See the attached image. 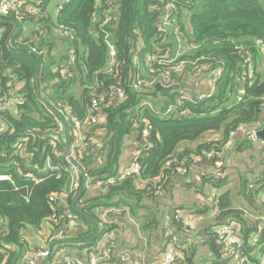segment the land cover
Instances as JSON below:
<instances>
[{
    "label": "trees",
    "instance_id": "trees-1",
    "mask_svg": "<svg viewBox=\"0 0 264 264\" xmlns=\"http://www.w3.org/2000/svg\"><path fill=\"white\" fill-rule=\"evenodd\" d=\"M173 28L191 51L169 62ZM24 41L37 44L38 53ZM0 78V101L15 107L0 110V176L10 178L0 181V264H27L61 231L82 241L98 229L94 241L56 243L70 254L97 255L99 243L120 233L128 216L143 217L147 230H163L162 253L170 245L179 252L174 264H196L201 245L217 256L213 264H227L225 231L258 263L264 167L240 180L235 196L245 209L232 206L222 171L243 146L263 145L264 156V141L249 134L264 130V0H27L9 16L0 11ZM140 80L153 85L138 91ZM183 81L196 88L157 90ZM96 100L104 106L101 122L88 127ZM74 143L77 191L66 162ZM130 145L128 162L141 152L140 174L97 189L118 175ZM178 185L199 195V204L176 205L173 195L159 200ZM53 196L63 200L51 202ZM105 247L114 252V241Z\"/></svg>",
    "mask_w": 264,
    "mask_h": 264
},
{
    "label": "built area",
    "instance_id": "built-area-1",
    "mask_svg": "<svg viewBox=\"0 0 264 264\" xmlns=\"http://www.w3.org/2000/svg\"><path fill=\"white\" fill-rule=\"evenodd\" d=\"M27 0H1L0 3V11L3 16H9L13 12H18L20 7L26 2ZM111 21V18L108 19V22ZM107 39H110V36H107ZM22 46L30 48L32 53H38V45H31L29 41L20 42ZM109 48H110V57L113 58L115 56V49L111 42H108ZM175 51V50H174ZM185 53V52H184ZM183 53V54H184ZM183 54L177 55V53L174 52L173 55L169 56V62L176 61L178 58H180ZM74 52H73V58H74ZM173 57V59H172ZM185 67V63H181L179 67L175 69V72L180 74L182 70ZM1 81V78H0ZM169 83V80L167 81V84ZM152 82H144V81H138L135 83L134 88L138 91H141L143 87L149 88L152 87ZM164 87L168 88L166 85ZM171 87V86H170ZM209 89L212 93H214L216 87L215 85H210ZM120 91H118L119 93ZM242 100V95L238 97V101ZM13 104L12 102L8 101L7 99H3L0 101V110L1 111H9L11 110ZM93 107V113L91 112V115L89 116L87 120V126H96L98 123L101 122V115L100 112L103 110L102 102L96 100L92 103ZM76 129L82 130L83 125L80 121H75ZM61 129V126H60ZM253 140H258L257 137V131L249 132ZM148 135V132H145V136ZM77 139L80 142V140L83 139L81 134H77ZM60 141V138L58 136L54 137V142ZM78 148V143H74L70 146V154L67 157V164L72 167V188L73 190L77 191L79 188V178H80V171L76 165H73V159L76 154V150ZM141 155V152H137L135 154V159L133 161L128 162V164L121 168V170L118 172V175L116 177H112L107 179L104 182L97 183V189H106L109 186H112L116 184L118 181H123L125 179H128L133 176H137L140 174L142 168L139 164V156ZM53 171L55 173L58 172V169L54 168ZM10 178L7 176H0V181L9 180ZM33 180H38L37 177H33ZM55 200L62 201V198H58V196H53L51 198V202H54ZM262 200L264 201V194L262 195ZM107 213V212H105ZM131 216H128L130 218ZM69 218L72 219L73 215L69 214ZM105 219V215L103 217ZM1 220V219H0ZM130 222V221H129ZM187 224L190 225L191 222L187 221ZM74 222H72L69 226L71 229L74 226ZM1 226V221H0ZM119 234V232L114 231L112 233L107 234L104 237V240L101 241L100 246L97 248V255H90L86 256L84 258L76 257L72 254H70L66 248L63 247H57V242L64 243L62 241L67 240V236L64 231L58 232L57 236H54L49 241V244L47 247H44L42 249H38L33 252L32 256L29 257L27 264H103V262H107L110 259L114 257V252L111 251V249H107L105 246H107L108 243L111 241H116V237ZM224 240L225 248L222 252V256L226 259H230L227 264H253L249 261V258L243 253L240 249L242 245L241 239L234 234L233 231L224 232ZM55 243L54 248L51 250L50 246ZM184 248L187 249L186 245ZM113 253V254H112ZM178 250L174 245H170L168 250H166L165 253H161L158 255L156 260L154 261V264H174L176 259L178 258ZM121 264H140L137 263L133 257L129 254H122L120 257ZM256 264H264V253L260 256L258 263Z\"/></svg>",
    "mask_w": 264,
    "mask_h": 264
},
{
    "label": "rangeland",
    "instance_id": "rangeland-1",
    "mask_svg": "<svg viewBox=\"0 0 264 264\" xmlns=\"http://www.w3.org/2000/svg\"><path fill=\"white\" fill-rule=\"evenodd\" d=\"M169 31L172 33L173 42H175V53H177V55L183 54L184 52L189 53L191 50L187 49L185 43L182 41V35L177 33V30H175L174 28L169 29ZM78 94V92L74 93L75 96H77ZM214 138L215 137H210V140ZM219 138L220 137L218 136V139ZM261 147L263 148V145H261ZM261 147L258 145V143L253 144L252 148L243 146L242 150H238L236 158L232 162L230 168L222 171L225 176H228L229 180V184L225 187L224 190L230 189L233 201L232 206L236 209H245L243 208V205L247 208V204L241 200H238V198L235 196L237 194L236 192L238 191V186L240 185L241 178H243L244 175L246 176V174L250 172L260 171L264 167V156H262V153H260L262 151ZM220 166H222V164ZM183 191H185L184 188ZM166 193H168V191H166ZM192 194L195 195V193ZM193 195L191 197H193ZM159 200H161L162 202H169V198L166 197V195L159 198ZM164 211L167 210L163 206V204H161L159 207L160 217H162ZM134 220L136 221L137 225L125 221L126 224L123 227L125 228L124 235L118 237L114 249L113 255H115L116 257L114 256L111 259L112 263L114 264H121L119 257L124 254L123 252L132 255L137 263L143 264L145 262L149 264L148 262L155 261L158 257L156 256L155 258L156 249L163 250L162 247L165 243L163 230L161 228L145 230L143 229V225L145 224V219L143 217L139 220L136 218ZM118 242L119 245H117ZM188 255L190 256L191 253L188 252ZM258 256L260 257V255ZM143 259L146 260L142 261ZM213 260L217 261V256L208 251L207 248L202 247L201 245L197 249V253L194 258V262L196 264H213Z\"/></svg>",
    "mask_w": 264,
    "mask_h": 264
},
{
    "label": "crops",
    "instance_id": "crops-1",
    "mask_svg": "<svg viewBox=\"0 0 264 264\" xmlns=\"http://www.w3.org/2000/svg\"><path fill=\"white\" fill-rule=\"evenodd\" d=\"M34 28H33V26L32 27H30V28H27L25 31H24V33H25V35H26V37L28 36V35H30L31 36V34L34 32ZM15 109V107L14 106H12V108H11V110H14ZM133 150V146L132 145H130L125 151H124V156H123V159H122V166L121 167H124V166H126L127 164H128V160L132 157V151ZM192 193H194V191L193 190H188V189H185V191H183V188L179 185V186H177L173 191H170L169 192V199H170V195H173V198H174V204H176V205H180V206H183V207H188V206H192V204H199V202H200V196L199 195H196V193H195V195H193ZM193 195V197H191ZM195 199V200H194ZM199 201V202H198ZM203 202V201H202ZM135 219V217H130V218H128V223H131V224H135V225H137V223H136V221L134 220ZM139 220V219H138ZM130 221V222H129ZM202 222V221H201ZM125 224L126 223H124L123 225L125 226ZM139 226V225H138ZM137 226V227H138ZM143 229H145L144 228V226H143ZM145 230H147V229H145ZM149 230V229H148ZM168 232L169 231H171V230H167ZM124 232H125V228H123L122 229V231L119 233V235H117V237H116V241L114 242V247H113V251H114V249H115V246H116V242H117V240H118V237L119 236H123L124 235ZM42 244V243H41ZM117 245H119V242H118V244ZM100 246V243H99V245L97 246V247H99ZM146 247H147V244H146ZM88 251L86 250L85 251V249L83 250V251H80V250H71V253L74 255V256H76V257H79V258H84V257H86L87 256V253ZM163 252V250H159V249H156V254H155V258H156V256H158V255H160L161 253ZM123 253H125V252H123ZM122 254V253H121ZM133 254V253H132ZM138 255H140V254H138ZM115 256V255H114ZM132 256V255H131ZM116 257V256H115ZM133 257V256H132ZM140 257H142V256H140ZM134 259V258H133ZM135 260V259H134ZM146 259H143L142 261H145ZM155 260V259H154ZM139 262V261H138ZM149 264H154V261H150V262H148ZM103 264H114V263H110V262H103ZM143 264H147V263H143Z\"/></svg>",
    "mask_w": 264,
    "mask_h": 264
},
{
    "label": "water",
    "instance_id": "water-1",
    "mask_svg": "<svg viewBox=\"0 0 264 264\" xmlns=\"http://www.w3.org/2000/svg\"><path fill=\"white\" fill-rule=\"evenodd\" d=\"M196 88L195 85H189L186 81H183L181 82L180 84H177V85H174V86H171V87H168V88H165V87H162L161 85H158L157 86V90L159 91H164L166 93H172L174 91H180V90H185V89H190V90H194ZM257 137L259 140H263L264 141V130L262 131H259L258 134H257ZM75 206V204H74ZM98 229H96V235L90 239V240H82V241H72V240H66V241H62L64 243H76V242H88V241H94L98 238ZM55 236H57V233L55 234ZM58 242V241H55V243ZM55 243H53L51 246H50V249L52 250L54 248V245Z\"/></svg>",
    "mask_w": 264,
    "mask_h": 264
}]
</instances>
